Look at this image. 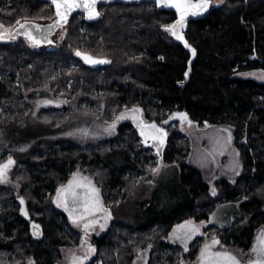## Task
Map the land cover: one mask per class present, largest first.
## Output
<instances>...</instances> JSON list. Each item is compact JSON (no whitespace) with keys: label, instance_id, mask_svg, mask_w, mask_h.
Instances as JSON below:
<instances>
[{"label":"trees","instance_id":"16d2710c","mask_svg":"<svg viewBox=\"0 0 264 264\" xmlns=\"http://www.w3.org/2000/svg\"><path fill=\"white\" fill-rule=\"evenodd\" d=\"M100 11L94 22L74 14L57 48L34 47L23 38L0 40V136L8 138L0 163L15 161L10 182H0V264H57L61 247L81 244L83 232L54 201L75 171L95 181L113 214L104 231L92 235L96 251L85 264H135L143 249L149 250V264L192 262L214 236L250 250L264 228V80L241 73L264 70V0H226L192 20L186 30L197 51L191 66V51L164 27L175 12L154 1L114 2ZM53 15L45 0H0L5 24ZM77 50L109 63L87 64ZM48 94L67 96V105L34 112L38 98ZM133 108L142 110L140 121L163 123L165 145L145 142L131 120L84 142L63 135L79 113L110 122ZM179 112L187 113L188 122L232 128L242 170L233 180H216L215 195L202 169L189 161L190 138L168 123ZM148 166L176 169L171 197L156 196L157 173H147ZM221 203L238 204L230 226L204 227L187 250L166 241L175 224L205 220Z\"/></svg>","mask_w":264,"mask_h":264},{"label":"rangeland","instance_id":"374dc122","mask_svg":"<svg viewBox=\"0 0 264 264\" xmlns=\"http://www.w3.org/2000/svg\"><path fill=\"white\" fill-rule=\"evenodd\" d=\"M226 0H212L211 8L215 6H219L222 3H224ZM54 17H22L15 20L13 24H5L3 22H0L3 26L7 28H13L17 23V21H21L24 18L28 19H36L41 21L48 22ZM68 28L65 27L61 31H59L56 36L55 40L57 41L54 45L49 46H43L41 48H57L63 45V42L67 36ZM23 38L25 39L30 45L31 42L28 41L25 37L19 36L18 39ZM16 39V38H15ZM34 46V45H32ZM35 47V46H34ZM102 59H105L104 57L96 56ZM244 77H253L254 79L258 80H264V78H261L264 76V70L263 69H255L250 70L246 72L241 73ZM48 91V90H47ZM49 92V91H48ZM49 95V94H48ZM50 98H38L35 104L34 112L39 110L40 108H43L44 106H53L56 108L63 107L66 103H63V101L68 102L67 96H60V97H54L52 95ZM44 97V96H43ZM46 101H53V103H45ZM67 105V104H66ZM137 109V108H136ZM121 113H125V118L121 120H117V117L120 116ZM115 116L113 120L110 122H106L104 120H101L97 114H91V113H79L72 117L67 123L65 124L66 132L63 135H67L69 137H74L79 141H86V140H93L100 138L102 136L111 135L115 132V129H112L111 131H108L109 125H111L114 121L116 122V126L125 120H131L135 124H140V117L142 114L139 112L133 114L131 109H126L123 112H121ZM133 115H136L138 118L133 119ZM144 120V119H143ZM148 121V120H147ZM149 122V121H148ZM64 124V123H63ZM62 124V126H63ZM163 124V123H162ZM174 124L178 129H180L183 133L187 134L191 141V149H190V155H189V161L196 165L197 167L201 168L208 183L211 185V189L215 190V182L216 180H219L221 178H228L230 180L235 179L242 170V163L240 160L239 155L237 156V152L239 153L238 149L234 145V137H233V131L230 126H222V125H215L211 124L209 122L204 123H197V122H191L188 121H175ZM224 129H227L228 131H224ZM231 134V140H228V135ZM8 138L1 137L0 136V152L4 149V147L8 143ZM157 146L161 147L159 145V141H155ZM6 161H3L0 164L6 163ZM13 167V165L8 170V182H10V169ZM155 167L148 166L146 168L147 173H155L153 171ZM160 171L157 173V179L155 180V187L153 190L156 192V196L159 198L165 197H171L173 192H175L177 189V171L173 167H159ZM146 176V175H145ZM148 176V175H147ZM146 176V177H147ZM134 195V194H133ZM133 195L131 196L133 198ZM137 195V193H136ZM238 204L233 203H221L217 206V208L211 212L209 218L197 221L193 218L186 219L182 222H179L173 226L171 229L168 237L166 238V241L170 243H177L181 246L184 245L180 243L178 240H173L171 237L173 236L174 230L177 229V225L184 224L185 221H193L196 225L200 226V232L197 233L192 237L190 241H188L187 248L189 247L191 241L198 235L202 234L204 232V227H207L211 224H218L220 226H230L234 221V216L236 212H238ZM67 214L68 212L64 209ZM72 221V219L70 218ZM100 223L104 225L103 228H101L100 225L90 227L87 232L82 228L83 223L85 221H81L78 223H73L74 226L78 229H80L83 232V241L78 246H63L61 247L62 251V259L57 262V264H71V256L75 254L76 256H85L88 255L89 259L84 261V264L90 260L95 254L88 252V246L91 245L94 247L90 241L92 235L97 233H102L105 229V226L107 224V221L104 220ZM264 230V228L260 229L257 233V236L255 238V242L252 246V248L248 251H244L240 247L237 246H226L221 243L213 246V251H228L231 252L233 255H235L238 259L241 260L242 264H244V261L248 259L254 258V253L251 251L254 246L257 244V238L260 235L261 231ZM215 238H209L206 240L205 244H211L212 240ZM216 239V238H215ZM204 244V245H205ZM204 247V246H203ZM203 247L200 249L199 254L197 255V258L192 262H187L185 260L181 261V264H200L199 257L200 252L203 249ZM149 250L143 249L138 252V255L135 260V264H149ZM34 262L33 260H30ZM30 261L28 264H30Z\"/></svg>","mask_w":264,"mask_h":264},{"label":"snow or ice","instance_id":"6c2138e0","mask_svg":"<svg viewBox=\"0 0 264 264\" xmlns=\"http://www.w3.org/2000/svg\"><path fill=\"white\" fill-rule=\"evenodd\" d=\"M99 0H51L52 5L55 6V15L58 20L54 21L52 25L48 26V33L50 34L52 28L61 25V22L67 23L69 15L76 9H84L87 12L88 19H94L100 17L102 14L97 10V4ZM161 5H166L170 8H174L179 14L178 19L170 25H165V30L171 34L176 40L184 41V43L191 48V45L187 44L184 37V29L187 25V20L190 15H197L199 13L205 12L212 4V0H158ZM19 28L23 31H12L11 28H7L0 24V40H13L17 35L25 36L32 45L38 46L42 43L51 44L52 41L43 34V28L39 24H34L31 20L24 18V22L21 23L19 20L16 22ZM40 32L41 34L37 36L35 33ZM192 55L195 56L196 49L192 48ZM76 55L83 58L87 64H98V63H109L107 60H101L94 57L92 54L87 52L76 51ZM190 63V62H189ZM190 70V69H189ZM187 75V73H185ZM261 78H264L262 76ZM45 103H53V101H46ZM67 103V101H63ZM132 113L142 112V110L133 108ZM181 119H187V113H177ZM125 118V113H121L117 120ZM133 119H137L136 115H133ZM191 123V121H189ZM141 127V135L147 138L150 137L154 142L159 141V145H163L164 137L167 133L163 128H158L154 123L150 125H145L141 123L138 125ZM116 127V122L114 121L108 127V131H111ZM150 129V132H145L144 129ZM224 131H228L224 129ZM228 140H231V134L228 135ZM160 148L157 147V152ZM237 156L239 153H236ZM15 163V161L9 157L7 162L0 164V182L8 181V170ZM154 172H159L160 169H153ZM213 195L216 194L215 190L212 192ZM23 198H21V203H23ZM56 203L64 208L72 222L78 223L87 220L83 223L85 231L92 227L93 224L99 223L95 219H87L94 216L96 213L104 212L105 222L110 219L111 212L109 209L103 206V202L100 198V189L95 186L92 180L88 177L82 176L79 171L72 174V178L67 182V184L61 185L56 192ZM27 215V211H24ZM101 228L104 227L103 224L100 225ZM34 229H38V225H33ZM200 232V226L196 225L193 221H185L182 225H177V229L174 230L173 240H178L184 245L185 250H187L188 241L192 239L194 235ZM35 235H40L38 231H34ZM218 239H213L211 244H205L200 252L199 262L200 264H242L241 260L235 255L228 251H213V246L219 244ZM96 250L91 245L88 246V252L94 253ZM254 253V258L244 261V264H264V230L261 231L257 238V244L251 250ZM89 259L88 255L76 256L73 254L71 256V264H84V261ZM30 264L34 262L30 261Z\"/></svg>","mask_w":264,"mask_h":264},{"label":"water","instance_id":"95a60500","mask_svg":"<svg viewBox=\"0 0 264 264\" xmlns=\"http://www.w3.org/2000/svg\"><path fill=\"white\" fill-rule=\"evenodd\" d=\"M45 1H47V2H50L51 3V0H45ZM146 1H154V2H156V4H157V6H158V8H160V9H166V10H169V11H173V12H175L176 13V19H178V13L176 12V10L174 9V8H170V7H168V6H166V5H161L159 2H158V0H99V2H98V4H97V10L101 13V11H100V6L101 5H104V4H110V3H114V2H123V3H142V2H146ZM52 4V3H51ZM54 6V5H53ZM210 8H211V6L208 8V10L207 11H209L210 10ZM54 10H55V6H54ZM207 11H205V12H202V13H199V14H197V15H190L189 17H188V20H187V25H186V28L184 29V37H185V40L187 41V44L188 45H191L190 43H189V41H188V39H187V36H186V30L188 29V27H189V24H190V22L192 21V20H196V19H199V18H201ZM76 13H84V15H85V19L87 20V21H89V22H94V21H97L100 17H98V18H94V19H88L87 18V12L84 10V9H76V10H74L70 15H69V17H68V20H67V23H63V22H61V25L60 26H58V27H54V28H52V31H51V33L49 34L48 33V26L49 25H52L53 23H54V21H56V20H58V17H56V15H54V17L51 19V20H49L48 22H45V23H38V22H36V21H32L34 24H39V25H41L42 26V28H43V34L44 35H46L47 36V38L49 39V40H51V37L52 36H54L59 30H62V29H64L65 27H67L68 26V24H69V22H70V20H71V18L73 17V15L74 14H76ZM175 19V20H176ZM175 20L172 22V23H174L175 22ZM37 36H39L41 33L40 32H36L35 33ZM52 41V40H51ZM179 41V40H178ZM189 51H191V54H192V48H194L192 45H191V48H189L185 43H184V41H180ZM48 43H42V44H40L41 46H46ZM196 55H197V51H196V54H195V56H193V55H191V58H190V66H191V63H192V61H193V59L196 57ZM82 58V57H81ZM96 58H98V59H101V60H105V59H102V58H99V57H96ZM83 59V58H82ZM94 65H96V64H94ZM189 69H191V67H189ZM190 71V70H189ZM179 113H186V112H179ZM178 120H180L181 122H183V121H185L186 119H181L180 118V116H178V115H175V116H173L172 118H170L169 119V121H168V123H172V122H175V121H178ZM141 123H143V124H145V125H150V124H155L158 128H163L164 129V131L167 133V129L165 128V126L162 124V123H158V122H156V121H151V122H146V121H144L142 118H141V121H140ZM140 123V124H141ZM139 124V125H140ZM139 127V126H138ZM139 130H140V133H141V127H139ZM144 131L145 132H150L151 130L150 129H147V128H145L144 129ZM142 137H143V139L146 141V137L144 136V135H142ZM166 140H167V135H166V137H164V143H163V145H165L166 144ZM147 141H151V143H153V140L150 138V137H148L147 138ZM24 207H23V210L22 211H24ZM110 211V210H109ZM111 212V211H110ZM113 218V214H112V212H111V217H110V219H112ZM95 220H97L98 221V218H95ZM97 224V223H96ZM96 224H93V225H96Z\"/></svg>","mask_w":264,"mask_h":264},{"label":"flooded vegetation","instance_id":"af4514ba","mask_svg":"<svg viewBox=\"0 0 264 264\" xmlns=\"http://www.w3.org/2000/svg\"><path fill=\"white\" fill-rule=\"evenodd\" d=\"M28 19V18H27ZM29 20H31V21H36V22H38V23H45L46 21H41V20H36V19H29ZM21 23H23L24 22V19L23 20H21L20 21ZM12 31H14V32H16V31H23L22 29H20L19 28V25L18 24H16L13 28H12ZM59 31H61V30H59ZM58 31V32H59ZM57 32V33H58ZM56 33V34H57ZM56 34L54 35V36H52L51 37V40H52V43L51 44H47L46 46H49V45H54V44H56V40L54 39L55 38V36H56ZM19 36H22V37H25V36H23V35H17V37L16 38H18ZM26 38V37H25ZM27 39V38H26ZM30 42V41H29ZM37 47H43V46H41V45H38ZM104 63H98V64H96L95 66H101V65H103ZM154 142V141H153ZM155 143V142H154ZM158 145V144H157Z\"/></svg>","mask_w":264,"mask_h":264},{"label":"crops","instance_id":"0c3cea01","mask_svg":"<svg viewBox=\"0 0 264 264\" xmlns=\"http://www.w3.org/2000/svg\"><path fill=\"white\" fill-rule=\"evenodd\" d=\"M6 160H8V159H6ZM5 160V161H6ZM77 171H75V172H73V173H76ZM72 173V174H73ZM79 173L82 175V176H84V177H88V178H90L91 180H92V182L95 184V186L97 187V188H99L98 187V185L95 183V181L88 175V174H86V173H84V172H82V171H79ZM72 174L69 176V178L62 184V185H64V184H67V182L72 178ZM61 186V185H60ZM100 198H101V200H102V196H101V192H100ZM54 201H55V203H56V193H55V196H54ZM102 202H103V200H102ZM57 204V203H56ZM58 205V204H57ZM59 206V205H58ZM60 207V206H59ZM60 208H62V207H60ZM62 209H64V208H62ZM65 210V209H64ZM101 214H102V212H100V213H96L94 216H92V217H89V218H87V219H95V218H98L99 216H101ZM85 222H87V220H85ZM94 226H97V224L96 225H94Z\"/></svg>","mask_w":264,"mask_h":264}]
</instances>
